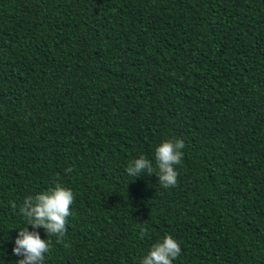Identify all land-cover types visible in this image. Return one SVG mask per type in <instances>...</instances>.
<instances>
[{
	"label": "trees",
	"instance_id": "obj_1",
	"mask_svg": "<svg viewBox=\"0 0 264 264\" xmlns=\"http://www.w3.org/2000/svg\"><path fill=\"white\" fill-rule=\"evenodd\" d=\"M166 139L176 187L127 175ZM54 182L75 202L45 264H141L165 235L173 264H264V0H0V264Z\"/></svg>",
	"mask_w": 264,
	"mask_h": 264
},
{
	"label": "clouds",
	"instance_id": "obj_2",
	"mask_svg": "<svg viewBox=\"0 0 264 264\" xmlns=\"http://www.w3.org/2000/svg\"><path fill=\"white\" fill-rule=\"evenodd\" d=\"M184 148L183 140L166 139L156 146L154 163L153 160L141 155L127 165L126 173L134 179L145 174L149 176L155 174L162 187H176L179 176L177 166L183 162ZM66 171L71 172L72 169ZM74 202L73 190L59 182H54V186L45 191L24 198L19 211L26 223L19 229L12 249L15 256L23 258L16 264H45L46 254L50 253L51 249L48 237H56L58 243L63 242ZM12 207H16L15 203H12ZM28 225H31L32 231H29ZM39 228L45 230L47 239L41 238L40 233L36 231ZM141 232L145 233L146 229H141ZM181 251L180 242L171 235H165L151 246L142 258L141 264H173L181 255Z\"/></svg>",
	"mask_w": 264,
	"mask_h": 264
}]
</instances>
